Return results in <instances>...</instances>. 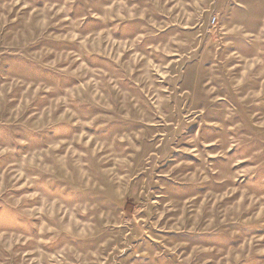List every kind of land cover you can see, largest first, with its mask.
<instances>
[{"label":"rangeland","instance_id":"1","mask_svg":"<svg viewBox=\"0 0 264 264\" xmlns=\"http://www.w3.org/2000/svg\"><path fill=\"white\" fill-rule=\"evenodd\" d=\"M0 264H264V0H0Z\"/></svg>","mask_w":264,"mask_h":264},{"label":"built area","instance_id":"2","mask_svg":"<svg viewBox=\"0 0 264 264\" xmlns=\"http://www.w3.org/2000/svg\"><path fill=\"white\" fill-rule=\"evenodd\" d=\"M213 22H215V19H213Z\"/></svg>","mask_w":264,"mask_h":264}]
</instances>
